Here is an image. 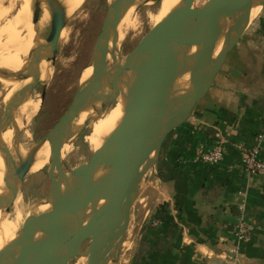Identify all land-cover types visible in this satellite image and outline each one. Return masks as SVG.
<instances>
[{"label": "water", "instance_id": "1", "mask_svg": "<svg viewBox=\"0 0 264 264\" xmlns=\"http://www.w3.org/2000/svg\"><path fill=\"white\" fill-rule=\"evenodd\" d=\"M196 1L181 0L126 58L119 50L118 27L136 0L109 2L91 56V76L36 143L50 144V189L42 203L50 208L27 215L21 236L0 250V264L14 254H18L21 264H68L78 257L86 258V264H119L144 177L155 171L167 138L190 119L207 96L253 22L249 18L253 8L261 6L259 16L264 8V0H206L195 7ZM36 3L47 6L55 17L48 25L50 45L31 53L24 66L11 74L10 81H22L27 70L43 58L50 57L52 65L55 63L67 23L66 9L59 0ZM39 21L32 19V25ZM220 43V51L209 60ZM200 46L206 53L204 62L199 58ZM179 74L189 76L186 88L178 86ZM39 79L26 84L23 91L30 94L41 83ZM120 96L126 106L118 128L91 153L87 163L70 171L65 169L62 150L71 121L90 109L93 114L85 124L88 126L101 108L113 105ZM16 105L14 93L6 102L0 130L3 126L13 127L18 154V131L13 126ZM0 148L10 161L7 148ZM32 164L29 150L19 167L11 162L13 173L0 201L1 210H11Z\"/></svg>", "mask_w": 264, "mask_h": 264}, {"label": "crops", "instance_id": "2", "mask_svg": "<svg viewBox=\"0 0 264 264\" xmlns=\"http://www.w3.org/2000/svg\"><path fill=\"white\" fill-rule=\"evenodd\" d=\"M257 18L205 99L165 141L154 174L146 176L150 189L141 188L138 200L146 194L151 200L130 264H223L221 258L238 247L241 191L247 194L246 219L256 230L239 247V264H264V175L243 171L234 146L251 147L264 132V8ZM216 141L224 144L222 161H198L200 143ZM258 155L264 161V144Z\"/></svg>", "mask_w": 264, "mask_h": 264}, {"label": "rangeland", "instance_id": "3", "mask_svg": "<svg viewBox=\"0 0 264 264\" xmlns=\"http://www.w3.org/2000/svg\"><path fill=\"white\" fill-rule=\"evenodd\" d=\"M18 1L20 4V0H0V9L2 8L5 10L10 8L7 10V13L1 14L2 18L0 17V28H2L10 20L12 15H15V12L19 7ZM22 1L25 3L28 2V0ZM159 1L160 0H136L135 5L132 6L128 11V19L131 23H129V25L132 26L133 24V28L125 35L124 39L119 42V50L123 58H126L130 54L142 37L146 35L147 32L152 28V20L148 17V14L150 13L151 8L154 7ZM197 1L203 3L206 0ZM11 2L12 5H7ZM109 2V0H74L75 6H72L71 8L72 13L67 15L66 11L67 23L65 29L67 31V38L65 42H58L54 65H52L51 58L49 57L43 58L35 66L37 68L43 61L49 63L50 65L46 73V79H39L41 83L38 84L29 94L32 101L37 102L30 113H33V115L30 117L31 120L24 126V128L18 130V142L20 146L27 149V151L35 146V144L50 131L53 125L68 108L79 86L82 84V82L87 80L86 77L88 74V68L91 67L92 64L91 56L93 48L101 30ZM48 16L49 21L50 14ZM41 18L42 15H39L40 20ZM257 19L258 18L256 17V19L250 25H252ZM24 33L25 31L23 30L21 34ZM8 39V33L6 35L5 33H0V47L3 46L1 47V49H3H0V54L9 49L10 42ZM41 39L42 37H40V40ZM40 48H44L43 44ZM232 56L233 55H230V58H232ZM5 74L7 73L0 72V78H3V75ZM10 76L11 75L9 74L8 77L10 78ZM37 78L38 76L32 77L26 75L22 81L31 79V82H29V84H31L35 82ZM5 94V90L0 92V121L3 118L4 109L8 98V94L4 96ZM19 105L20 104L17 102L14 111L13 124L14 118L19 111ZM88 111L89 110H86L80 113L70 123L67 135L68 140L65 144L66 147L64 146L62 150L63 165L64 168L69 171L79 165L87 163L92 153L85 142V138L89 133L87 128L89 125H85L87 122L85 120L82 121V123L79 121L80 115H83V113L90 117ZM30 114L20 112L19 116L22 118V120H24L28 118ZM7 130L10 129L3 126V128L0 130V133ZM27 151L23 156L27 154ZM19 163L20 158L18 160V165ZM48 169L49 163L33 175L27 174L25 177L19 192V210L22 215H29L32 213L31 210L46 200L50 189ZM154 172L155 171L152 170L150 173H147L146 176L152 175ZM146 176L144 177L145 180L148 178ZM144 179L141 183V188H145V190L150 189V184ZM154 191L155 189L153 192ZM150 200L151 199L147 194L143 195L138 201L135 202L133 206L127 237L128 244L131 245V248L127 253L129 258L127 257L128 259L126 264H130L131 255L136 246L135 243L138 235L140 218L144 217L146 211L149 209L148 205ZM139 201L142 206L139 204ZM22 225L23 223L21 224V227ZM83 249H85V247L82 248V251ZM79 259L81 258H75L68 264H74L75 262L79 261Z\"/></svg>", "mask_w": 264, "mask_h": 264}, {"label": "bare ground", "instance_id": "4", "mask_svg": "<svg viewBox=\"0 0 264 264\" xmlns=\"http://www.w3.org/2000/svg\"><path fill=\"white\" fill-rule=\"evenodd\" d=\"M20 1H21L20 4L18 1L19 7H18V10L15 12V15H12L10 20L2 28H0V31L2 33H5V35L7 33L9 34L8 40L10 42L9 49L0 54V72L7 73L3 75V78H0V92L2 90H5L6 94L4 96L8 94L7 101L11 98V96L14 93H16L17 102L20 105L18 108L19 111L17 112L16 117L14 118L13 126L17 131L19 129L24 128V126L29 123V121L31 120L30 117L33 115V113L32 114L30 113L32 112L37 102L32 101L29 94L26 95V93L23 91V87L26 84H29V82H31V79H28L26 81L14 82V81H10V78L8 77V75L9 74L11 75L12 73L20 70L24 66L28 56L31 53L41 49L40 47L42 45V42L44 43V48L49 47L50 45L49 36L51 34L50 29L48 28L47 38L44 39L42 42L39 36L42 35L43 30H46L47 28L48 17H49L48 15L50 14L49 24L55 20L53 12L47 6L38 5L36 3V0H28V2L26 3L23 2L22 0ZM109 1H112V0H109ZM59 2H61L63 6L65 7L67 11V15L72 13L71 8L72 6H75L74 0H59ZM180 2L181 0H160L154 7H152L150 13L148 14V17L152 20L153 26L158 24L163 18H165L167 14H169V12L173 8H175ZM200 4L202 3L199 1H196L194 6L196 7V6H199ZM7 5L9 6L12 5V2ZM1 9H0V17L2 13L4 14L7 13V10H9L10 8L9 9L4 8L5 10L3 9L1 10ZM260 11H261V6H256L255 8H253L251 12V17H249L251 22L254 21L256 17L259 16ZM39 15L40 16L42 15L41 20L35 26H32V19L39 18ZM129 23L130 21L128 19V12H127V14L125 15V17L123 18V20L121 21L118 27L119 42L122 41L125 35L128 32H130V30L133 28V24L132 26H130ZM23 30L25 31V33L21 34ZM66 38H67V31L64 28V30L61 32L59 41L65 42ZM221 44L222 43L219 44L215 52V56L209 57V60H212L216 57V55L221 49ZM198 50H199L200 61L204 62L206 53L202 50V46H200ZM36 65L37 63L34 66H31V68L27 70L26 75L32 76V77L40 75L41 77L40 79H46V73L50 66L49 63L43 61L37 68L35 67ZM92 72H93V66L91 64V67L88 68V74H87L86 79H88L91 76ZM188 80H189L188 75H183V76L180 75L177 80L178 86L180 88H186V86H188L187 85L189 82ZM20 94H24V95H20ZM121 96L117 99V101L113 105L108 106L106 108H101L98 114L95 116V118H93V120L87 127L89 130V133L87 134V137L85 138V142L87 143L89 149L92 152L100 148V146L104 143L107 137L118 128L121 120L123 119L126 102ZM20 112L30 114V116L22 120V118L19 116ZM88 112L90 116L91 114H93V111H91L90 109ZM88 118L89 117L83 113V115H80L79 121L82 123V121L84 120L87 121ZM9 129L10 130L0 133V147L1 145L6 147L9 153V157H10L9 158L10 161H9L7 159V155L0 148V201L2 199L3 192L5 191L7 187V181L9 177L11 176V174L13 173L9 165H11V162H12L13 164L17 166L18 160L20 158V163L18 165L19 167L23 162V158L26 156V155L25 156L23 155L27 151V149L20 146L19 153L18 154L16 153L15 144L13 141L14 130L11 127H9ZM29 152L33 156V164L28 174L33 175L34 173H36L42 167H44L46 164L49 163L50 144L48 141L41 144V146H38L37 144H35V146L29 149ZM19 203H20V197L18 194L11 208L12 211H5V210L0 209V250L6 244L16 241L21 236V230H22L21 224L24 222L28 214L26 216L22 215V213L19 210ZM139 204L141 205L140 201H139ZM48 208H50V205L44 203L42 205L36 206L33 210H31V212L34 211V213H41L47 210ZM127 237H128V232H127ZM127 237L122 247L119 264H126L127 259L129 258L127 256V253L129 252L131 245L128 244ZM69 252H70V249L67 253ZM86 261H87L86 258H81L79 259V261L75 262L74 264H86ZM4 262L5 264H21L22 263L18 254H14V255L6 257Z\"/></svg>", "mask_w": 264, "mask_h": 264}, {"label": "built area", "instance_id": "5", "mask_svg": "<svg viewBox=\"0 0 264 264\" xmlns=\"http://www.w3.org/2000/svg\"><path fill=\"white\" fill-rule=\"evenodd\" d=\"M264 144V132L259 133L255 138V144L251 147L244 146L243 144H234V146L239 151V167L248 173L249 175H264V161L259 157V153L262 150ZM225 155L224 144L221 141H216L212 145H207L206 143H200L196 150V159L208 166H215L222 161ZM240 201L238 204V209L240 212V222L238 229L236 231V242L237 249L225 254L221 258L223 264H239L240 262V252L239 247L242 244L251 241L252 236L256 230V226L246 219V197L245 191L238 193ZM157 225L158 222H155Z\"/></svg>", "mask_w": 264, "mask_h": 264}, {"label": "flooded vegetation", "instance_id": "6", "mask_svg": "<svg viewBox=\"0 0 264 264\" xmlns=\"http://www.w3.org/2000/svg\"><path fill=\"white\" fill-rule=\"evenodd\" d=\"M50 21V20H49ZM49 21H48V24H47V28H46V30H43V33H42V35H40L39 36V38L40 37H42V39H41V42L44 40V39H46L47 38V34H48V25H49ZM39 32V31H38ZM42 44H43V46H44V43L42 42Z\"/></svg>", "mask_w": 264, "mask_h": 264}, {"label": "trees", "instance_id": "7", "mask_svg": "<svg viewBox=\"0 0 264 264\" xmlns=\"http://www.w3.org/2000/svg\"><path fill=\"white\" fill-rule=\"evenodd\" d=\"M162 178V177H161Z\"/></svg>", "mask_w": 264, "mask_h": 264}]
</instances>
